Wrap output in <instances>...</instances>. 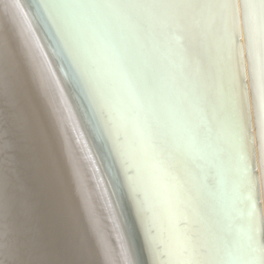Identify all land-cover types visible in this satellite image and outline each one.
Listing matches in <instances>:
<instances>
[{
	"label": "snow or ice",
	"instance_id": "6c2138e0",
	"mask_svg": "<svg viewBox=\"0 0 264 264\" xmlns=\"http://www.w3.org/2000/svg\"><path fill=\"white\" fill-rule=\"evenodd\" d=\"M78 7L92 13L97 54L118 86L110 97L156 173L150 182L166 207L158 244L166 264H264V105L255 150L250 124L232 115L243 67L240 25L249 48L254 30L264 44V0H242L239 12L236 0ZM225 59L235 66L222 108ZM105 103L112 106L109 97Z\"/></svg>",
	"mask_w": 264,
	"mask_h": 264
},
{
	"label": "bare ground",
	"instance_id": "6f19581e",
	"mask_svg": "<svg viewBox=\"0 0 264 264\" xmlns=\"http://www.w3.org/2000/svg\"><path fill=\"white\" fill-rule=\"evenodd\" d=\"M99 2H104V0L23 1L30 18H32L31 21L34 25L36 24L34 28L36 27L35 30L38 33L37 39L41 43L44 52L37 40L36 43L44 54V60L48 66L51 65L56 70L57 77L66 91H63L64 99L66 98L65 100L68 99L69 103L71 102L69 106L73 109L72 113L75 112L77 120L80 121L81 126L83 125L89 134L88 138L91 145H93V150L96 152L98 162L102 159L101 163L108 173H106L107 179L105 178V181L107 180V183H109L107 187L112 189L111 192L114 194V198H112L115 202V208H113L112 203L110 209L107 207L108 199L102 186L103 183L101 184L99 181L100 176H98L99 173L93 163L86 158L88 157L87 148L83 143L84 141L79 138L76 123H74L75 120L69 112V107L67 108V104L64 102L54 72L51 68H47L40 57L43 62L41 64L40 58L34 56V52L30 50L31 47L25 42L21 44L22 50L20 51V45L18 46L17 43L20 40L17 39L18 35L12 29L10 17L7 15L6 0H0L2 7V9L0 7V52L2 58H5L3 62L5 63V71L7 70V82H9L12 91L16 89L18 103L21 102L22 105H25L29 110L28 112H30L29 114H31V111L37 112L35 114L36 123L38 124L35 125L36 132L39 133L40 131L41 134L44 132L45 135L44 128L47 127L48 134L51 129L52 132H57L63 138L60 142L62 146L59 145V147L61 146L62 154L69 159L68 163L64 160L65 164L63 163L61 166L60 159L56 157V154L51 153L50 155V153H47L46 155L43 153L42 155L44 160L45 157H48V162H50L48 168L52 174V176L50 175L51 181L55 183L56 180L58 184L60 182L63 185L66 184L65 187L67 184L70 186V181H73L77 190H80L75 179L80 180L81 178L82 185L84 179V187L87 191L90 190L89 194L87 193L88 198L95 201V192L96 196L99 197L100 194L106 203V212L111 223L110 228H113V230L112 228L110 230V240L112 239L113 242L110 241L108 249L106 247L108 241L103 238L105 249L100 242L95 246L96 249H99L98 253L101 252V258L100 260L97 258L95 264H166L167 257L161 256V249L158 248V244L166 235V207L162 201L155 198L153 185L150 182V178L155 177L156 173L152 168L151 161L143 154L142 147L136 139L134 131L131 127L122 124L120 113L115 108V97H110V92L118 86L114 75L97 54L95 37L89 25V17L92 13L87 9L78 7L82 4ZM214 2L231 3L234 0H214ZM241 2L242 0H236L238 12ZM239 44L243 50V67L242 73L235 75V90L232 93V115L234 119L240 122L241 126L245 122L250 124L252 146L255 150L258 148L257 136L262 115L261 106L264 105V44H262L258 32L254 30L253 45L251 48L247 46L243 22L240 25ZM31 46L33 47L32 43ZM230 46V42L226 37L223 47L227 50ZM229 64L234 69L235 61H229L228 59L224 61L221 82L222 108L225 107L226 96L224 92L228 86ZM41 65H44L43 70ZM253 65H255V74L253 73ZM40 72L44 73V77L48 78L49 84L51 83L50 85L56 93L55 99L50 96L49 90L51 89L42 79ZM1 79L0 77V81ZM5 84L6 82L3 81L0 83L1 116H8L9 121H12V119L15 121L11 102L5 96L4 89L8 88L6 87L8 84ZM45 84L46 87H44ZM41 91L48 96L45 103L46 105L49 103V115L43 111L40 99ZM12 95L13 98L16 96L15 94ZM106 97L111 99L112 106L105 103ZM47 100L49 101L47 102ZM50 104H52V107ZM29 106L30 109H28ZM23 109L24 106L22 111ZM51 124L53 128H51ZM64 131L71 132L78 145L74 142L70 143ZM52 140H54L53 137ZM257 170H259L258 158ZM79 194L83 195L82 193ZM262 200H264V197H262ZM123 207L126 209L127 218ZM261 210L264 212V203L261 204ZM92 217L94 220L92 225L97 228L99 225L96 221H99V219L95 215ZM105 218L107 220V217ZM94 231L97 232L95 229ZM75 250L73 251L75 252ZM85 250L88 255H91L87 248L84 249L85 254ZM64 251H67V249L63 246ZM71 253L69 254L71 255ZM64 259L71 263L67 252Z\"/></svg>",
	"mask_w": 264,
	"mask_h": 264
},
{
	"label": "water",
	"instance_id": "95a60500",
	"mask_svg": "<svg viewBox=\"0 0 264 264\" xmlns=\"http://www.w3.org/2000/svg\"><path fill=\"white\" fill-rule=\"evenodd\" d=\"M23 1L22 0H6V7H7V13H8L7 15L8 17H10L9 19L11 20L10 22L13 27L12 29L14 30V32H16V35H18L17 39L20 40L19 42H17L16 40L15 41L18 43V46L20 45L19 46L20 51L22 50L21 44H23L24 42L25 44H28V46L31 47L30 50L34 52V56L38 58L41 57L44 63L46 64L44 60L45 59L44 54L40 51L41 49L43 50V48H42L41 43L37 39L38 33L35 30L36 27L34 28L36 24L34 25L33 22L31 21L32 18H30V15L28 14L26 10V5L23 3ZM0 7H1V4H0ZM13 39H15V37H13ZM36 40L39 42L41 49H40V46L37 45ZM31 43L33 44V47L31 46ZM64 51L67 53L65 49ZM3 59L5 58H2V54L0 52V77L2 78L1 81H3L4 83L6 82V84H8L6 86L8 88H6V90L4 89V92L6 94L5 96H7V98H9V101L11 102V107L15 114V121L14 119H12V121L11 120L9 121L8 116L2 117L1 112H0V175L8 177V179H14L16 178V175L18 174V170L20 166L24 169L25 172L27 171L37 172L39 177L42 178L41 179L42 187H45L46 185L50 186L48 190V199L50 198L49 204L50 205L52 204L53 210L56 213V216L54 217V219H55V223L57 226L56 234L60 238L59 241L60 242L62 241V244L65 245L67 252L70 251L68 248L73 247V245L75 246L76 243H80V245H82L81 252L85 260L89 262L88 264H95L96 259L98 258V260H100L101 258L100 257L101 252L98 253L99 249L98 248L96 249L95 246L98 245L100 242L102 244V247L105 249L103 238H105L108 241L106 245L108 249L110 246V241L113 242L112 239L110 240L111 238L110 230L112 227L110 228L111 223H110V219L108 218V213L106 212V207H105L106 203L104 202V199L100 196L99 191H98L99 197H97L96 193L94 192L95 198H96L95 201H92L90 198H88L87 193L90 192V190L88 189L87 191V189L84 187L85 185L84 179H83V185L81 183L82 182L81 178H80L81 181L75 179L78 183L77 185L80 190H77L73 181H70L71 187L68 184L65 187L66 184L63 185L61 184V182L58 184V181L56 182V180L54 181L55 183L51 181L50 175L52 176V174L48 168V165H50V162H48V157H45V160H44V157L42 155L43 153H45L46 155L47 153H50V155L51 153L54 155L56 154V157L60 159L61 166L64 163V160L68 163L69 159L64 154H62L63 150L60 148L62 146L60 142H61V139L63 138H61V135L59 134L60 135L59 136L57 132L56 133L52 132L51 129L48 134L49 130L47 131V127L44 128L47 133V136H46V133L44 135V132L42 134L40 133V131L39 133L36 132L35 125H38V124L36 123L35 114L37 112L31 111V114H29L30 112H28L29 110H27L25 105H22L21 102L18 103L19 102L18 97H17L18 94L15 93L16 89H13L12 91L11 88L9 87L10 86L9 82H7L8 81L7 80L8 76L6 73L7 70L5 71V68H4L5 63L3 62ZM42 60H41V64L43 63ZM46 65L48 69L51 68V70L54 72L55 77L57 78V85L60 87L62 97H63L64 96L63 91H65L64 86L61 84L59 78L57 77L56 70H54V68L51 65L49 66L48 64ZM41 66L43 70L44 65H41ZM42 72H40L42 79H44L45 83L48 84L49 89H51L49 90L51 93L50 96L55 99L56 93H54V90L50 85L51 83L49 84L48 78L47 77L45 78L44 73L42 74ZM46 84L44 87H46ZM12 94L16 95V96L14 95L16 104L14 102V98ZM0 98H1V95H0ZM46 98H48V96L44 95V92L41 91L40 92L41 105H42L43 111L46 112L47 115H49L50 114L49 113L50 109L48 107L49 103H47L46 105L45 103ZM65 99H64V102L67 104V108L69 107L70 110L69 109L68 110L71 116L75 120L74 123H76L79 138L84 141L82 142L85 144V147L87 148L86 153H88L87 155L88 157L86 158H88L93 163L94 167L99 173L98 175L100 176L99 181L101 182V184L103 183L102 186L105 191L106 197L108 199L107 207L110 209V204L112 203L113 208H115L116 206L113 200L114 194L113 192H111L112 189L107 187V184H109L107 183V180L105 181V178L107 179L108 173L105 170L104 165L101 163L102 159L100 162H98L96 152L93 150V145H91L90 139L88 138L89 134L87 133L83 125L81 126L80 121L77 120L78 118L75 116V112L72 113L73 109H71V106H69L71 105V102L69 103V100L68 99L65 100ZM48 101L49 100H47V102ZM23 106H24V109L22 111ZM50 106L52 107V104H50ZM28 109H30V106L28 107ZM51 128H53L52 124H51ZM48 129H49V126H48ZM64 134L70 143L74 142L76 145H78L71 132L64 131ZM74 134L76 135V137H78L75 132ZM52 137L54 140H52ZM59 145L61 146L59 147ZM66 145L68 146V144ZM80 158L82 159L81 156ZM56 160L54 161L56 162ZM70 167H71L70 169L72 170L71 164H70ZM8 182H12V181L8 180ZM53 184L55 185V187ZM8 187L10 188L11 186L8 184ZM79 193H82L83 195ZM69 207H70V210H69ZM124 213H125V217L127 218L125 208H124ZM93 215L97 216L99 219V221H96L97 225H99L97 228H95V226L92 225V223H94V220L92 219ZM105 217H107V220ZM117 219L119 220L118 216H117ZM93 228L97 232H95ZM98 236L100 238L99 240H98ZM86 248L88 249L89 253L91 252V255H88L86 250H85L86 251V254H85L84 249ZM69 253H71V251ZM75 253H77L76 250H75ZM60 254L61 252L59 253V250L57 249L56 255L59 257ZM71 260H72V257L70 258V261ZM62 261L63 260L58 258L56 259L55 264H63ZM71 262L72 264H75L74 261H71Z\"/></svg>",
	"mask_w": 264,
	"mask_h": 264
},
{
	"label": "rangeland",
	"instance_id": "374dc122",
	"mask_svg": "<svg viewBox=\"0 0 264 264\" xmlns=\"http://www.w3.org/2000/svg\"><path fill=\"white\" fill-rule=\"evenodd\" d=\"M41 179L37 172H25L21 166L14 179L0 175V264H55L58 258L63 264H72L64 259L67 251L63 252L65 245L56 234V213L48 199L50 186L42 187ZM81 246L76 243L68 248L72 252H67L69 259L72 256L75 264H88Z\"/></svg>",
	"mask_w": 264,
	"mask_h": 264
}]
</instances>
